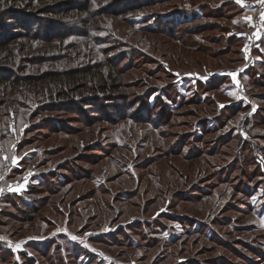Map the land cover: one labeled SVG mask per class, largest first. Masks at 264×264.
Returning a JSON list of instances; mask_svg holds the SVG:
<instances>
[{"label":"rangeland","instance_id":"rangeland-1","mask_svg":"<svg viewBox=\"0 0 264 264\" xmlns=\"http://www.w3.org/2000/svg\"><path fill=\"white\" fill-rule=\"evenodd\" d=\"M11 1L14 4L9 8L20 12L14 18L0 12V39L7 41L0 46V65L17 64L20 73L39 78L51 72L74 74L76 88L88 84L77 93L79 98L93 92L91 88L99 86V82L111 83L115 89L99 93H110L108 111L112 113L113 105L127 102L124 115L129 106H134L132 98L139 94L141 105L151 108V115L142 112L146 117L134 114L112 123L94 105L87 118L76 111L60 112L58 115L69 118L75 128L53 133L47 127L35 126L49 112L38 113L31 119L33 114L22 109L24 105H6L12 121L15 110L20 120L18 135L14 125V140L8 141V147L22 140L30 142L16 154L6 156L8 164L17 171L0 184V212H19V206L6 203L5 195H23L29 190L31 201H42V209L33 224L12 221L0 225V244L2 240L14 241L15 245L9 246L13 251L25 250L39 258L36 249L40 251L43 246L32 251L36 244L29 247L26 241L49 237L59 245L75 249L76 257L81 256L79 264H119L94 251L86 240L115 234L116 229L133 224L139 217H156L168 208L180 216H189V220L196 217L206 222L214 220L216 224L228 223L215 226L223 236H219V241L225 239L238 245L243 240L250 246L255 244V251L257 245L264 244V173L260 171L264 172V66L258 64L262 60L256 58L260 56L254 55L264 52V32L254 24L257 19L264 21V12L258 10L261 0H243L253 7L249 26L245 27H238L240 16L234 4L227 5L230 0H165L156 4H151V0ZM224 3L226 6L219 10ZM198 4L206 7L207 18H213L204 20L205 23H216V27H207L200 35L186 38L181 36L186 25L175 34L169 30H146L152 15L175 9L184 11L179 12L184 21L193 17L185 10ZM23 14L37 19L31 22L34 31L28 22L29 28H23ZM8 30L12 37L5 38L4 32ZM195 32L191 30V34ZM233 35L236 43L231 41ZM254 35L258 44L247 63L248 40ZM43 81L50 82L45 78ZM211 86L216 88L209 89ZM38 109L35 99L32 111ZM161 111L162 123H151ZM6 116L4 120L8 121ZM30 126L33 128L25 132ZM239 134L241 140H252L256 145V162L260 165L254 162L255 150L251 149L245 150L247 166L241 162L230 164L235 154L229 153L238 149L240 139L235 138ZM230 135L234 138L224 144L222 139ZM5 143L0 142V147ZM28 153L38 157L20 166ZM189 156L192 158H185ZM41 172L46 173L45 178L37 176ZM138 186L139 196L122 200L124 193L132 194ZM251 186L253 198L247 197ZM237 187L241 190L235 193ZM204 188L206 191H202ZM195 196L203 197V202L186 200ZM150 199L152 202L147 204ZM120 210L125 213L119 214ZM0 219L6 220L3 216ZM185 222L167 223L169 230L174 228L167 234L181 233L182 227L191 231L189 244L195 247L187 249L184 257H197L204 264H250L240 251L253 257L255 264H264V258L258 257L261 255H254L247 248L236 246V253L230 248L226 251L215 240L198 237V226ZM139 229V234H154L151 228ZM119 233L117 239L121 240L124 235ZM98 247L126 263L152 264L155 259L152 249L147 252L121 245ZM225 258L228 262H222ZM39 261L42 264L43 259Z\"/></svg>","mask_w":264,"mask_h":264},{"label":"trees","instance_id":"trees-1","mask_svg":"<svg viewBox=\"0 0 264 264\" xmlns=\"http://www.w3.org/2000/svg\"><path fill=\"white\" fill-rule=\"evenodd\" d=\"M165 0H151V4H156V3H162ZM14 4L11 0H0V12H4L5 14H8L11 18H14L17 13H19V10H12L9 7ZM233 5L236 6V10L238 11L239 18L238 20L241 19V17L244 15L246 12V8L241 6L238 2L235 0H230L228 1L227 5ZM226 3L221 4L219 7V10L221 8L225 7ZM250 6H252L250 4ZM205 6L198 4L190 9L185 10L188 12L190 15H192V18H189L188 20L185 19L182 21V16H180L179 12H184V11H178L173 9L172 11L160 13V14H155L152 15L151 21H150V28L146 29L149 32L152 33H160L165 30H169L170 32L174 31L177 33L178 30L181 27H184L186 25L187 27L184 28V34L181 35L182 38H186L188 35H191V37L198 36L200 35L201 32H204L206 28H214L216 27V23H213L211 26L205 23L204 20L212 19L213 18H207L208 16L205 14ZM219 13V12H217ZM216 13V14H217ZM201 14V15H200ZM212 16V14H211ZM213 17V16H212ZM22 18H25V22L23 23V28L26 27V23L28 22V25L31 26V22L33 23L34 21H37V19H33L31 17H27L25 14H23ZM0 19V28L2 27L3 23ZM39 22V21H38ZM40 23V22H39ZM205 23V25H204ZM49 28V25H47ZM39 27V26H38ZM27 29L29 27H26ZM25 28V29H26ZM35 29V26H31L30 30ZM191 30H193L195 33L191 34ZM210 30V29H209ZM34 31V30H33ZM5 33V38L6 37H12V32L10 30L4 32ZM165 33V32H164ZM175 34V33H174ZM173 35V34H172ZM180 36V38H181ZM231 41L232 42H237L238 40L236 37L233 35L231 36ZM4 40L0 39V46L5 45ZM5 48V47H4ZM257 47H255L256 49ZM254 49V53L256 52ZM264 52L254 54L257 56H260V58H256L260 61L258 64L264 66ZM263 55V56H262ZM9 58L12 59V56H8ZM262 58V59H261ZM122 60V58H121ZM242 60H245L242 59ZM112 61V60H111ZM114 63L116 60H114ZM120 65L119 63H117ZM243 64V63H241ZM17 64H12V65H0V124H2V127L0 129V142L5 141V145L1 148L0 152V184L4 179H6L8 176L12 175L13 173H16V169L13 168L12 164H8V159L6 156L14 155L16 152L21 149L25 144H28L30 141H20V143L15 144V146L8 147V141L11 139L14 140V133H12V124L14 123L15 125V135L17 137L18 131L17 128L20 126V120L17 117L16 113L18 111L12 110L14 113L13 116H15V119L12 121V118L9 114V110H5L6 105L15 104L18 106V108L22 109H28L32 112V118H35L36 116H39L38 113H43V112H49L47 117L42 119L39 123H36L35 126L39 129L40 126L47 127L50 131L53 133H58L59 131L65 132L67 131H74V128L72 125H70L69 118L64 119V117H60L58 114L63 111L67 112H77L79 115H82V117H86L89 114L90 110L92 107L95 105L97 110H100L103 112V114L106 116V119L108 121H111L112 123L117 122V119H122L127 116H132L134 114L140 115L143 118L146 116H143L142 112L147 113L148 115L151 111V108L141 105V96L138 94L136 97L132 98L134 103V106L128 107L126 110L125 114L123 115V109L126 106L127 102H125V105H113L111 107L112 113L108 111V107H110L111 103L110 100L107 98L111 97L109 94L108 95H101L99 93L108 90L107 88H112L115 89L111 83L109 85L106 84V82H99V86L91 88L93 92L91 93H86L82 98L77 97V93L82 91L84 88H87L88 84H84L82 88H76L75 82H73L74 74L68 75L65 73H46L43 75V77L39 78L37 76H29L25 75L26 73L22 71L20 73V70L18 67H16ZM253 66H250V69H253ZM256 70V69H255ZM255 70H252L253 73ZM118 72V70H117ZM257 71H255L256 74ZM119 73V72H118ZM50 80L49 83H45L43 80ZM264 80V78H263ZM262 80V81H263ZM101 81V80H100ZM262 81H258V83H263ZM96 88V89H95ZM106 88V89H105ZM216 88L214 86H211L209 89ZM124 99L127 100V97H123ZM38 100L39 102V109L32 111V103L34 100ZM148 99V98H147ZM28 101V102H27ZM27 102V104H25ZM9 108V107H7ZM4 109V110H3ZM3 110V111H2ZM132 111V112H129ZM134 111V113H133ZM38 114V115H36ZM112 114H117L118 117L112 118ZM128 114V115H127ZM163 112L158 113V117L156 120H154L153 124H160V118H162ZM6 116V120H4V117ZM123 115V116H122ZM59 116V117H58ZM74 118V117H72ZM148 118V117H147ZM27 120H30L27 118ZM25 118V121H27ZM130 120H134L131 118ZM4 121V122H3ZM220 121V119H217V122ZM221 122V121H220ZM33 128L32 126L28 127L25 129V132H29ZM3 136V137H2ZM235 139H240L239 144H238V149L234 150L233 153H229L230 155L235 154V159L232 161L230 164L237 165L239 162L242 164L244 163L245 166H247V158L248 155L245 154L246 149H251L253 152L255 150V159L254 162H256L257 154H258V148L256 145L252 144V140H247L243 139L241 140L240 134L237 135ZM234 138L233 135L227 136L222 139L224 144L230 143L231 139ZM230 145V144H229ZM85 147V146H84ZM83 147V149H84ZM201 151V150H200ZM49 153H53L54 151H48ZM172 152V149H171ZM176 154H180L177 152ZM193 155L192 157H194ZM36 153H28L25 157L24 160H21V165H28L34 158H37ZM192 157H185L187 159L192 158ZM257 163V162H256ZM259 164V163H257ZM61 166H64L65 164H60ZM260 165V164H259ZM59 167V166H58ZM14 170V171H13ZM60 170V169H58ZM259 170V168L257 169ZM261 173H264L262 170H260ZM59 175L62 174V172H57ZM242 173L247 176V173L245 169H242ZM57 175V177H60ZM40 178H45L46 173L41 172L39 175H37ZM245 177V176H244ZM246 178V177H245ZM64 185V184H63ZM62 185V187H63ZM1 186V185H0ZM201 188V187H200ZM251 188H249L247 197L253 198L255 193H252ZM258 189L256 187L254 190ZM241 190V187H237L235 189V193L239 192ZM202 191H206V189H202ZM141 193L140 187L138 186L137 190L134 193H124V201L125 198H135L136 196H139ZM1 194V193H0ZM3 194V193H2ZM1 196L0 198H2ZM6 203L11 204L13 207L19 206L21 209H18L19 212L14 213L12 211H5V213L0 212V216H3L6 218V220L0 219V225H9L12 221L14 224L21 223V224H33L37 219L38 215L41 212L42 209V201H31V191L29 190L23 195H18V194H6ZM196 198L197 200H194ZM203 197L201 196H195V197H189L186 200L193 201L194 203L196 202H201ZM188 201V202H189ZM152 202V199H150L147 204H150ZM203 202V200H202ZM248 202V205L250 207L253 206L252 202ZM40 204V206H38ZM171 204V203H170ZM37 206V207H36ZM11 207V206H10ZM114 207V205H113ZM168 208L166 212H162L158 214L156 217L152 218H146V217H139V219H136L133 224H125L126 226L119 227L116 229L115 234L106 233L99 235L97 237H89V239L86 240V243L88 246L92 247L94 251L100 253L101 255L103 254L104 256L110 257V259L114 262H118L119 264H138V263H126L123 261L118 260L117 258L113 257L111 254H106L102 249H100L98 246L100 245H105V246H111V245H117V246H124L126 248H142L148 252V249L155 250L153 253V257L155 258L152 264H163V263H169V264H204V261H197V257H191V258H186L183 256V253L187 249H192L195 247L194 245H190V236H192L191 231L185 230L182 226L181 228V233H171L167 234L168 231L174 230V228L169 230V224L171 222H176V223H184L185 220L189 221L190 226L191 224H196L198 226V229L195 230V232L200 231V235L198 237L204 238L209 241H216V245L218 247L229 251V248L231 250H234L236 253V246L239 248V246L247 248L248 250L251 251L252 254L254 255H261L258 256L259 258L263 257V251H264V244L262 246L257 245L256 247L257 251L254 250V245L250 246L245 241L241 240L238 241V245L234 244L232 241L226 242L225 239L223 241H219L218 238L219 236L223 237L222 234L220 233V229L218 230L215 226L216 225H221V224H228L225 223L224 221H217V224L214 223L213 221L206 222L205 220H200L195 218L190 217V220L188 219L189 216H180L179 214H175ZM121 212L119 214H124L125 211L120 210ZM9 220V221H8ZM232 221V220H231ZM231 221L229 223H231ZM184 225H188V223H184ZM142 226L147 227V229L151 228L152 232L154 234H150V232L147 233H142L139 234V231ZM158 226V227H157ZM241 229L242 227H238ZM235 229V228H233ZM122 230V231H121ZM202 231V232H201ZM119 232L124 235V238L121 240H118ZM127 232L129 234H127ZM131 232V233H130ZM113 233V232H112ZM126 233V234H125ZM138 235L140 236V239H136L135 236ZM142 235V236H141ZM60 236H65V235H60ZM116 237V239H115ZM29 244V247L32 246L31 244H36L32 247V251H35L36 246L40 245L43 246L42 250H37L36 253L40 256L39 258L37 255H30L28 251H22L16 253L13 251L12 248L9 246L15 245L16 242L10 241V240H2L0 244V264H41L39 261L40 258L43 259L42 264H79V259L80 257H76V251L75 249L70 250V248L66 245H59L55 239L52 240L49 237L42 239V240H28L26 241ZM57 243V244H56ZM56 244V245H55ZM198 243H196L197 245ZM55 245V246H54ZM180 246V247H178ZM253 247V248H251ZM262 247V249H260ZM75 248H82L80 245H75ZM263 250V251H262ZM94 253V252H93ZM240 255H242L244 260L249 261L250 264H255L256 261H254L253 257H249L248 254L242 253L238 251ZM90 256V255H89ZM95 256V255H94ZM224 257V256H223ZM170 259V260H169ZM228 259V258H227ZM227 259H222V262L224 260L226 262ZM104 259H101L102 261ZM220 260V259H219ZM169 261V262H168ZM218 261V260H217ZM113 264V263H112Z\"/></svg>","mask_w":264,"mask_h":264},{"label":"built area","instance_id":"built-area-1","mask_svg":"<svg viewBox=\"0 0 264 264\" xmlns=\"http://www.w3.org/2000/svg\"><path fill=\"white\" fill-rule=\"evenodd\" d=\"M259 13H263L264 12V0H261V2L259 3ZM254 24H256V29H262L264 32V21H262L261 19H257L254 21ZM258 42L256 41V37L254 35L253 38L248 40V48L246 51L247 57H248V61L247 63L250 62V58H253V54H254V49L257 46ZM14 128V123L12 124V129Z\"/></svg>","mask_w":264,"mask_h":264},{"label":"crops","instance_id":"crops-1","mask_svg":"<svg viewBox=\"0 0 264 264\" xmlns=\"http://www.w3.org/2000/svg\"><path fill=\"white\" fill-rule=\"evenodd\" d=\"M237 2V0H235ZM259 0H256V3L258 2ZM241 6L245 7L247 10L246 12L244 13L243 17H241V19L237 22V25L238 27L242 26V27H245V26H249V23H250V14L252 13V8L250 6L251 3H248V2H244L243 0H240V2H238ZM255 5V4H254ZM251 7V8H250ZM251 9V10H249ZM263 20H264V15H263ZM250 29V27H249ZM259 37V35H258Z\"/></svg>","mask_w":264,"mask_h":264},{"label":"snow or ice","instance_id":"snow-or-ice-1","mask_svg":"<svg viewBox=\"0 0 264 264\" xmlns=\"http://www.w3.org/2000/svg\"><path fill=\"white\" fill-rule=\"evenodd\" d=\"M237 2H240V0H237Z\"/></svg>","mask_w":264,"mask_h":264}]
</instances>
